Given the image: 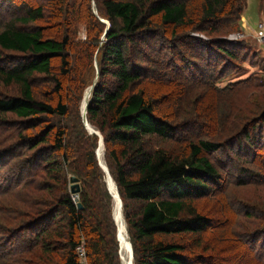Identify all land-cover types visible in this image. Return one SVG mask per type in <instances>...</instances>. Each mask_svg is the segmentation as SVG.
Instances as JSON below:
<instances>
[{"label": "trees", "instance_id": "16d2710c", "mask_svg": "<svg viewBox=\"0 0 264 264\" xmlns=\"http://www.w3.org/2000/svg\"><path fill=\"white\" fill-rule=\"evenodd\" d=\"M9 1L20 9L0 27V51L19 57L0 67V78L19 96L0 98V113L22 120L17 143L36 149L40 216L19 224L21 235L30 239L0 236V264H78L75 248L81 243L87 264H120L113 199L95 155L98 137L88 134L80 112L71 118V97L66 99L70 93L79 106L96 72L86 119L104 142L133 264H210L208 251L218 247H206L203 237L222 228L193 204L224 185L210 156L225 152L239 162L241 153L263 151L264 144L258 135L249 136L252 122L241 131L242 139H202L197 133L202 118L183 119L196 127L193 132L174 123L162 112L174 92L164 86L149 90V85L158 83L155 70L188 58L194 83L205 82L215 92L232 88H214L215 72L219 63L235 64L238 53L247 51L241 42L225 39L239 30L246 0ZM100 19L109 23L103 40L106 25ZM79 26L86 31L83 41ZM36 76L47 81L51 99L48 94L47 101L36 99ZM258 116L264 121V114ZM173 142L183 152L170 151L166 145ZM67 174L81 183L76 205ZM252 238L259 241L255 233ZM251 243L245 245L250 256L245 253L237 264L264 258Z\"/></svg>", "mask_w": 264, "mask_h": 264}, {"label": "rangeland", "instance_id": "374dc122", "mask_svg": "<svg viewBox=\"0 0 264 264\" xmlns=\"http://www.w3.org/2000/svg\"><path fill=\"white\" fill-rule=\"evenodd\" d=\"M262 1L260 7L261 0H246L239 30L225 37L229 41L241 42L247 49L246 53H238L235 64L219 63L216 67L214 88H232L215 92L212 88H207L205 82L194 83L195 76L191 71L193 66L188 58L172 65L170 69L155 70L158 83L149 85V90L164 86L174 92L165 107L166 111L162 109V112L172 117L176 124L183 122V127L189 132L196 130V127L184 123V118L197 119L198 116L203 121H211L208 125L203 124V121L199 122L200 130L197 133L204 135V140L221 142L233 136L242 139L244 135H240L241 131L252 122L248 126L249 136L258 135L260 145L264 144V121L258 116L264 114V42L260 40L257 28L259 24L264 28V0ZM19 9L9 0H0V27L17 16ZM79 31L78 39L83 41L86 31L83 26H79ZM18 57L13 52L0 51V67H8L5 64L9 61L16 62ZM223 74L226 76L220 79ZM217 79L220 80L217 82ZM34 80L36 99L43 102L48 100V96L51 99L47 81L39 76ZM12 96H19L18 89L12 85L6 86L0 78V98L8 99ZM162 97L163 95L161 99ZM68 98L70 116L73 119L77 112L81 115L82 102L78 106V101H73V95L66 93V99ZM208 116H211L210 119ZM21 121L14 114L0 113V230L7 233L8 237L3 234L0 236L5 239L25 236L28 240L29 235H21L23 232L20 231V225L40 216L37 176L40 168L37 167L36 149H24L17 143L22 129ZM259 130L261 133H258ZM166 146L170 151L183 152V148L174 142L167 143ZM240 149L237 148V151L240 152ZM247 153L249 156L241 153L242 159L239 162L228 158L225 152L211 154L210 159L221 172L224 185L218 186L213 197L193 202L200 213L214 217V224H220L222 228L203 237L206 247L210 244L218 247L214 252L208 251L211 254L210 264H237L241 258H247L245 253L249 257L250 251L245 245H252L251 240L253 244L256 243L255 253H264V150L252 153L249 149ZM69 177L71 175H68V191L71 192ZM78 186L81 187L80 182ZM39 229L40 227L37 228V233ZM252 233L257 234L259 241L256 242V238L249 239ZM33 237L32 234L31 240ZM228 250L236 253L230 255L226 253ZM120 256L119 252L122 264ZM249 264H264V258L256 261L255 256V261Z\"/></svg>", "mask_w": 264, "mask_h": 264}, {"label": "water", "instance_id": "95a60500", "mask_svg": "<svg viewBox=\"0 0 264 264\" xmlns=\"http://www.w3.org/2000/svg\"><path fill=\"white\" fill-rule=\"evenodd\" d=\"M93 13L98 15L96 13V8H95V4L93 3ZM100 21L102 23H104L106 25V28H105V32L102 36V39L103 40L106 36V33L109 31V23L108 21H104L102 19H100ZM94 81L92 83V86L89 88V89H92L94 87V85L96 84L97 82V72H96V75L94 77ZM90 93L87 94L86 98L84 96V100H85V107L81 110V122L83 124V127H85L86 131L88 132L89 135H93L95 134L97 137H98V147L95 151V155H96V158L98 160V165L100 167V169L102 170V172L105 174V183H106V189L108 190L109 194L112 196V199L114 200V197L116 196L117 200H118V206H119V214H121V210H122V206H121V200L119 198V195H118V191L115 189L114 187V181L111 177V175L108 173V170H107V167L105 165V162L103 163V161L101 160V158L98 157V155L100 156V149H104V142H102V137H101V134L99 133L98 130H96L94 127H91L88 122H87V119H86V114H87V107H88V100H89V95ZM70 184H71V188H70V191H71V194H79V186H78V181L75 177L71 176L70 179ZM112 188L115 190L116 193H114V191L112 190ZM78 208H82L80 204L77 205ZM113 220L115 222V217L113 216ZM116 225H117V222H115ZM117 233H118V230H116V238L117 237ZM119 239V238H118ZM119 241V240H118ZM120 246V245H119ZM129 249H130V254H131V259L133 260V254H132V247H131V243L129 242ZM120 252V248L118 250V254Z\"/></svg>", "mask_w": 264, "mask_h": 264}, {"label": "bare ground", "instance_id": "6f19581e", "mask_svg": "<svg viewBox=\"0 0 264 264\" xmlns=\"http://www.w3.org/2000/svg\"><path fill=\"white\" fill-rule=\"evenodd\" d=\"M92 89H86L85 92H84V96L88 93H92ZM85 96V98H86ZM90 97L89 96V100H90ZM89 100H88V103H89ZM81 105H80V111L85 107V100H84V97L81 101ZM104 156V149H100V156L98 155L99 158H101V160L105 161V158H103ZM108 170V169H107ZM114 187L116 189V186H115V183H114ZM112 190L115 192V190L112 188ZM118 193V192H117ZM74 196V195H73ZM73 200H75V197H73ZM113 216L115 217V222H117V230H118V233H117V241H118V250L120 248V254H121V261H122V264H133V260L131 259V254H130V249H129V242H130V238L127 234V227H126V222H124V219H123V214H122V210H121V214H119V206H118V200L116 198V196L114 197V200H113ZM131 243V242H130ZM120 245V246H119Z\"/></svg>", "mask_w": 264, "mask_h": 264}, {"label": "built area", "instance_id": "2783aa9c", "mask_svg": "<svg viewBox=\"0 0 264 264\" xmlns=\"http://www.w3.org/2000/svg\"><path fill=\"white\" fill-rule=\"evenodd\" d=\"M257 26H258L257 28H258L260 40L264 42V28L260 24ZM74 197H75V200H73L72 198V201L76 205L77 195H74ZM75 255L77 256L78 264H87V259H86L83 243H81L79 246L75 248Z\"/></svg>", "mask_w": 264, "mask_h": 264}]
</instances>
